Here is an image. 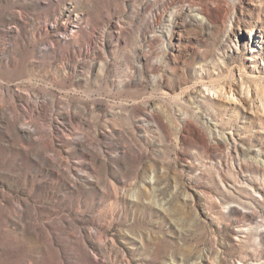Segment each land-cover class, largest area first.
<instances>
[{"label":"rangeland","instance_id":"374dc122","mask_svg":"<svg viewBox=\"0 0 264 264\" xmlns=\"http://www.w3.org/2000/svg\"><path fill=\"white\" fill-rule=\"evenodd\" d=\"M0 264H264V0H0Z\"/></svg>","mask_w":264,"mask_h":264}]
</instances>
